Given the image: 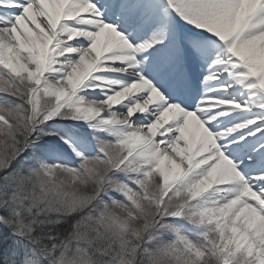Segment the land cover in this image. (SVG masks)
Segmentation results:
<instances>
[{
	"label": "snow or ice",
	"instance_id": "1",
	"mask_svg": "<svg viewBox=\"0 0 264 264\" xmlns=\"http://www.w3.org/2000/svg\"><path fill=\"white\" fill-rule=\"evenodd\" d=\"M0 264H264V0H0Z\"/></svg>",
	"mask_w": 264,
	"mask_h": 264
}]
</instances>
